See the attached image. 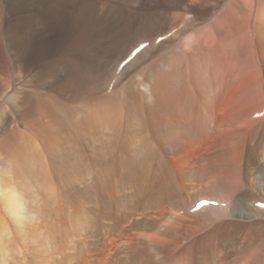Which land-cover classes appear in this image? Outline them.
I'll use <instances>...</instances> for the list:
<instances>
[{"label":"bare ground","instance_id":"6f19581e","mask_svg":"<svg viewBox=\"0 0 264 264\" xmlns=\"http://www.w3.org/2000/svg\"><path fill=\"white\" fill-rule=\"evenodd\" d=\"M9 2V44L14 52L26 44L20 68L84 27L88 83L63 101L41 89L54 81L36 72L33 91L0 107V234H10L4 213L23 215L21 190L34 182L51 191L57 173L72 185L91 148L103 164L99 179L117 165L152 181L141 234L152 251L161 255L189 221L233 230L264 261V0ZM155 255L140 253L135 264H158ZM179 260L162 254L159 264Z\"/></svg>","mask_w":264,"mask_h":264},{"label":"rangeland","instance_id":"374dc122","mask_svg":"<svg viewBox=\"0 0 264 264\" xmlns=\"http://www.w3.org/2000/svg\"><path fill=\"white\" fill-rule=\"evenodd\" d=\"M10 6L9 0H0V107L7 106L10 95L18 90L33 91L35 86L29 81L37 73L42 76L41 83L46 77L54 81L53 88H41L44 92L52 91L63 101H72V87L81 83L85 88L88 83L83 54L89 43L84 27L60 47L20 68L18 58L23 56L26 44L22 43L17 52L9 44ZM91 150L85 152L88 168L85 163L83 170L76 171L72 185L57 173L52 183L54 192L52 188L51 191L45 187L43 190L34 182L29 184L31 191L19 192L23 215L16 219L6 213L3 215L10 234L9 237L6 233L0 234L3 247L0 264H135L140 253L145 251L153 256L156 254L153 260L158 264L162 254L165 263H173L175 257H180L182 264H264L259 259L261 253L256 252L257 244L242 243L239 238L237 241L233 230L221 234L217 224L210 229L197 230L195 222L189 221L162 243L161 255L159 249L151 253L148 238L144 241L141 234L147 231L150 198L155 191L152 181L127 176L124 168L117 165L110 176L99 179L103 164L94 159ZM3 163L4 159L0 158V166ZM5 195L0 193V205ZM187 225H192V229H185ZM21 237H25V242ZM175 244L178 248L171 254L168 248ZM186 250L188 252L184 253Z\"/></svg>","mask_w":264,"mask_h":264}]
</instances>
